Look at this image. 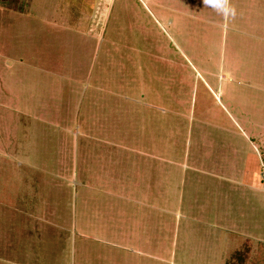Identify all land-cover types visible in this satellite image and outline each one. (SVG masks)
I'll use <instances>...</instances> for the list:
<instances>
[{
  "label": "rangeland",
  "instance_id": "1",
  "mask_svg": "<svg viewBox=\"0 0 264 264\" xmlns=\"http://www.w3.org/2000/svg\"><path fill=\"white\" fill-rule=\"evenodd\" d=\"M227 2L0 0V264L264 243V0Z\"/></svg>",
  "mask_w": 264,
  "mask_h": 264
},
{
  "label": "trees",
  "instance_id": "2",
  "mask_svg": "<svg viewBox=\"0 0 264 264\" xmlns=\"http://www.w3.org/2000/svg\"><path fill=\"white\" fill-rule=\"evenodd\" d=\"M242 246V251L234 252L225 264H264V243L246 239Z\"/></svg>",
  "mask_w": 264,
  "mask_h": 264
},
{
  "label": "clouds",
  "instance_id": "3",
  "mask_svg": "<svg viewBox=\"0 0 264 264\" xmlns=\"http://www.w3.org/2000/svg\"><path fill=\"white\" fill-rule=\"evenodd\" d=\"M205 7L211 8L221 16L234 15V9L228 4L227 0H203Z\"/></svg>",
  "mask_w": 264,
  "mask_h": 264
},
{
  "label": "crops",
  "instance_id": "4",
  "mask_svg": "<svg viewBox=\"0 0 264 264\" xmlns=\"http://www.w3.org/2000/svg\"><path fill=\"white\" fill-rule=\"evenodd\" d=\"M237 10H239V11L235 15L237 16V18H242V17H240L241 9H237Z\"/></svg>",
  "mask_w": 264,
  "mask_h": 264
}]
</instances>
